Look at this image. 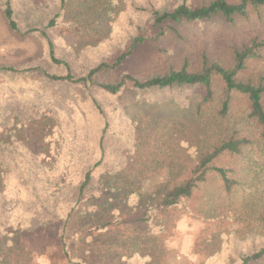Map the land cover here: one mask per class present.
<instances>
[{
  "label": "rangeland",
  "instance_id": "1",
  "mask_svg": "<svg viewBox=\"0 0 264 264\" xmlns=\"http://www.w3.org/2000/svg\"><path fill=\"white\" fill-rule=\"evenodd\" d=\"M6 1L0 0L3 66H42L65 74V67L49 62L44 33L76 77L101 63H113L130 50L136 37L145 40L90 85L47 82L35 72L16 77L32 79L34 87L21 84L19 91L0 87V96L5 95L0 98V152L4 143L18 142L41 157L43 167H53L64 151L62 132L70 142L63 140L70 158L81 157L79 164L90 167L99 158L103 139L101 169L123 172L124 179L113 185L133 191L127 197L120 188L115 192L110 185L98 189L95 184L66 221L60 218L69 214L70 204L64 210L66 206L56 203L60 215L53 221L46 225L27 221L26 227H21L26 221L21 218L27 211L22 214L15 201L2 196L0 217L10 221L0 224V264H240L264 249V141L249 118L246 97L236 95L230 114L222 118L225 89L220 80L207 103L204 90L190 85L164 89L127 85L117 94L100 87L118 83L126 74L146 80L185 64L197 72L204 57L208 64L232 66L236 49L257 36L264 40V7L234 23L221 18L182 23L176 26L177 33L153 42L154 10L211 0H65L63 5L60 0H10L23 35L11 30L4 15ZM33 29L38 30L30 32ZM8 78L12 83L14 77ZM240 79L264 83V51ZM232 135L252 142L239 156L225 154L214 163L234 170L238 184L231 191H226L217 172L210 171L189 199L153 209L152 201L170 182L187 175L201 149ZM3 174L0 163V191L5 189ZM4 202L12 205L2 215Z\"/></svg>",
  "mask_w": 264,
  "mask_h": 264
},
{
  "label": "trees",
  "instance_id": "2",
  "mask_svg": "<svg viewBox=\"0 0 264 264\" xmlns=\"http://www.w3.org/2000/svg\"><path fill=\"white\" fill-rule=\"evenodd\" d=\"M63 5L65 0H60ZM264 7V0H239L233 2L231 0H211L208 3L201 5H192L182 3L174 9L160 12L153 11L154 22L153 25L157 28V34L151 36L153 42L160 37L168 35L171 31L178 32L176 26L182 23H194L198 21H211L216 18H221L227 23H234L239 18L249 19L251 10L255 11ZM4 15L11 30L18 35H23L19 29L18 22L14 17V10L10 0L6 1V8ZM38 29H33L30 32H35ZM45 48L49 62L54 66L65 67L67 69L65 74L51 73L46 67L29 66L26 68H19L14 65L3 66L0 65V87L9 89L11 86L16 91L20 90V85L27 87H34L30 82L32 79H16L17 76L27 77L29 74L39 72V76L47 82L66 83L70 85H90L94 82L96 76L112 68H116L121 64L131 53L132 50L143 42V36L136 37L130 50L118 56L113 63H101L93 67L88 74L82 77H76L69 69L67 61L58 57L53 42L49 39L46 33ZM264 51V40L257 36L250 42L244 44L234 52V62L232 66L224 65L219 62H212L208 64L204 57L203 68L197 72L190 71L185 64L181 69L165 73L163 75L153 76L146 80H140L132 75H124L118 83L101 84L100 87L112 94L120 93L122 88L130 85L136 89H151L157 88H171L173 86H196L202 88L205 93L204 102H211L215 96L216 81L220 80L225 89L224 99L220 105L219 115L222 118L230 114L236 95L246 97L248 107L250 110L249 118L252 119L259 127L260 137L264 141V83L244 82L240 79V74L249 66L250 63L262 59ZM40 70V71H39ZM6 75V76H3ZM13 76V82L8 83V77ZM6 79L8 83H1V79ZM7 86V87H6ZM2 88V89H3ZM9 93V92H7ZM4 93V94H7ZM47 97V94L42 96ZM5 95H1L3 98ZM8 96L6 97V99ZM82 109L84 107H81ZM82 117L80 109L77 110ZM104 132V131H102ZM64 151H61V156L58 163L53 167H43L40 163V158L18 142L12 145L4 143L5 148L0 152V163L4 169V185L5 189L0 191V202L5 198L15 201L17 208L27 211L21 219V227L27 226V221L33 225H44L53 221L54 216H59L60 211H55L56 203H59L68 209L70 204L71 210L81 202L80 197L89 192L90 189L97 184V188L102 186H111L110 190L117 192V189L123 192L127 197L131 196L133 191H127L121 187L113 185L115 180L123 178L124 173L118 174L101 169L104 157V143L103 139L99 141V158L90 167H84L79 164L81 157H73L68 154L67 148L64 146L66 140V133L60 135ZM252 142L246 137L230 136L222 138L221 140L212 144L207 149H201L196 157L193 165H189L186 176H183L179 182L167 186L165 192L152 201L154 210H162L172 207L173 205L189 199L198 188V186L205 182L210 171H215L219 174L223 186L226 191H231L234 186L238 184V180L233 176L234 170L228 167L217 166L215 161L223 155L239 156L242 153L244 146ZM9 146V149L7 148ZM74 152V150H73ZM124 179V178H123ZM12 204L4 202L1 205L2 215ZM140 210V209H137ZM16 211L12 210V212ZM10 211V214L12 213ZM131 210L130 213L134 214ZM137 212V211H136ZM64 215L60 220L66 221L68 216ZM0 224L7 225L8 219H1ZM28 219V220H27ZM121 219V218H120ZM150 220V219H146ZM9 225H12L9 223ZM8 225V226H9ZM1 227V225H0ZM6 229L5 227H2ZM2 232L0 231V236ZM1 239V238H0ZM264 261V249L254 252L243 258L240 264H250L251 262Z\"/></svg>",
  "mask_w": 264,
  "mask_h": 264
}]
</instances>
